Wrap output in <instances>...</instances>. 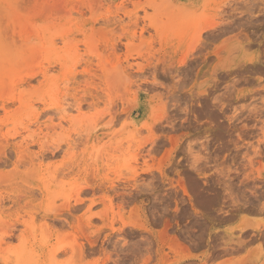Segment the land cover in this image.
I'll return each mask as SVG.
<instances>
[{
  "label": "rangeland",
  "instance_id": "374dc122",
  "mask_svg": "<svg viewBox=\"0 0 264 264\" xmlns=\"http://www.w3.org/2000/svg\"><path fill=\"white\" fill-rule=\"evenodd\" d=\"M263 38L264 0H0V264H264V73L222 75Z\"/></svg>",
  "mask_w": 264,
  "mask_h": 264
},
{
  "label": "bare ground",
  "instance_id": "6f19581e",
  "mask_svg": "<svg viewBox=\"0 0 264 264\" xmlns=\"http://www.w3.org/2000/svg\"><path fill=\"white\" fill-rule=\"evenodd\" d=\"M228 0H226V2H227ZM224 4V3H223ZM229 4V3H228ZM244 4V3H243ZM240 5V4H239ZM245 6V5H244ZM244 6H243V9H244ZM241 7V6H240ZM242 8V7H241ZM242 9V10H243ZM137 24V23H136ZM118 26H119V24H118ZM117 26V27H118ZM237 39H239V37L237 38ZM264 39V38H263ZM247 40V39H246ZM262 44H263V41H262ZM238 45V44H237ZM250 46V45H249ZM263 47H264V45H262ZM241 47V46H240ZM114 48V47H113ZM112 48V49H113ZM201 48V47H200ZM219 48V47H218ZM112 52V51H111ZM113 52L115 53V51L113 50ZM216 54V53H215ZM263 56V58H261V59H256V60H253L251 63H246V64H243V69L242 68H240V70H231V69H229V71H227L226 70V72L225 73H222V75L225 77H228V76H233V75H238V74H241V73H245L244 75H246V73H248V74H254V76L256 75V74H262V73H264V55H262ZM241 69L243 70L242 72H241ZM219 76V75H218ZM259 76V75H258ZM260 76H263V75H260ZM259 76V78L261 79V77ZM220 77H221V75H220ZM225 77V78H226ZM247 78H249V77H247ZM247 78H245V79H247ZM248 80V79H247ZM249 80H251V79H249ZM248 80V81H249ZM247 81V82H248ZM252 81H253V79H252ZM252 81H250L251 83H252ZM261 81V80H260ZM264 81V80H263ZM253 82H255V79H254V81ZM261 83H263V82H261ZM260 82L259 83H257V84H255V85H258V84H260V85H264V84H261ZM216 87H218L217 85H216ZM260 89H262L264 86H258ZM259 91V90H258ZM257 91V92H258ZM254 93L255 92H253L252 93V95L254 96ZM261 93V92H260ZM259 92H258V94H260ZM202 94H205V92H203ZM256 95V94H255ZM263 102V108H264V99L262 100ZM251 108H253V106L252 107H250L249 109H251ZM257 108V107H256ZM256 108H253V109H251L249 112H250V115L248 116V118H246V119H248V120H246V121H248L247 123H251L252 122V120H254V118L255 117H259V116H261L262 114H263V112H260V110H258V109H256ZM214 116H215V114H214ZM216 117V116H215ZM262 117V116H261ZM257 119V118H256ZM255 121V120H254ZM264 125V124H263ZM220 126V125H219ZM245 126H247V125H245ZM256 128V127H255ZM262 129V133L264 134V126L262 127V128H260V130ZM252 130V129H251ZM251 161V160H250ZM249 161V162H250ZM251 164H252V162H251ZM25 206V205H24ZM247 207V206H246ZM264 207V206H263ZM78 208V207H77ZM76 208V209H77ZM56 209V208H55ZM75 209V210H76ZM246 209V208H245ZM248 209V208H247ZM253 210V209H252ZM263 210V209H262ZM69 212V211H68ZM76 212V211H75ZM255 212V211H254ZM46 213V212H45ZM55 213H57V212H55ZM59 213V212H58ZM72 213V212H71ZM65 218V217H64ZM64 221H65V219H63ZM65 223V222H64ZM62 225V224H61ZM66 225H68V224H66ZM92 240H94V239H92ZM91 241V240H90ZM95 243V242H94ZM93 242L92 243H90L91 245L92 244H94ZM178 247H181L180 245L178 246ZM181 249V248H180ZM177 250V249H176Z\"/></svg>",
  "mask_w": 264,
  "mask_h": 264
}]
</instances>
